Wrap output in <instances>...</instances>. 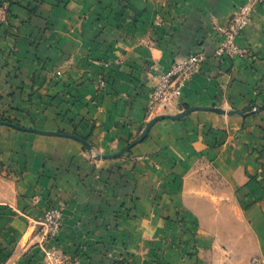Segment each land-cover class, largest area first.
Wrapping results in <instances>:
<instances>
[{
	"label": "crops",
	"instance_id": "1",
	"mask_svg": "<svg viewBox=\"0 0 264 264\" xmlns=\"http://www.w3.org/2000/svg\"><path fill=\"white\" fill-rule=\"evenodd\" d=\"M245 2L0 0V121L34 130L0 125V264H45L50 206L49 245L76 264H264L263 5L237 37L250 56H215ZM200 51L202 71L151 116L159 78Z\"/></svg>",
	"mask_w": 264,
	"mask_h": 264
},
{
	"label": "built area",
	"instance_id": "2",
	"mask_svg": "<svg viewBox=\"0 0 264 264\" xmlns=\"http://www.w3.org/2000/svg\"><path fill=\"white\" fill-rule=\"evenodd\" d=\"M258 5L264 6V0H246L240 6L227 26L221 30L223 40L216 50V58L223 62L225 59H245L250 56L248 48L240 47L237 37L245 30L252 20V15ZM164 21L159 18L155 21V26L162 27ZM206 61L204 52L191 54L189 57L175 61L168 72L163 74L152 92L149 102L148 112L151 116L167 111L180 98L181 91L188 81L202 71ZM110 63L105 64V68H110ZM61 74L55 72V77ZM108 78L102 76L100 87L105 88ZM40 241L39 245L43 251L45 264H76V258L66 253L62 248L50 246L60 235L62 229V209L50 206L43 214L39 222Z\"/></svg>",
	"mask_w": 264,
	"mask_h": 264
},
{
	"label": "water",
	"instance_id": "3",
	"mask_svg": "<svg viewBox=\"0 0 264 264\" xmlns=\"http://www.w3.org/2000/svg\"><path fill=\"white\" fill-rule=\"evenodd\" d=\"M195 109H188L187 111L181 113V114H178V115H160V116H157L156 118L152 119L146 126L143 134L141 135V137L139 139H137L134 143H132L128 148H126L122 153H124L125 151H129L133 146L143 142L149 135V132L150 130L152 129V127L159 121H162V120H166V119H170V120H178V119H181L183 117H185L188 113H190L191 111H193ZM213 111H216V112H220L219 110H216V109H212ZM3 124H6L2 121H0V125H3ZM6 125H9V124H6ZM9 126H12V127H15L19 130H23V131H34V130H29V129H25V128H22V127H19L17 125H14V124H11ZM37 132V131H35ZM52 134V133H50ZM57 135H59L58 133H56ZM84 144V142H82ZM88 147V146H87ZM89 149V147H88ZM122 153H120L119 155H121ZM103 158H113V156H104Z\"/></svg>",
	"mask_w": 264,
	"mask_h": 264
},
{
	"label": "trees",
	"instance_id": "4",
	"mask_svg": "<svg viewBox=\"0 0 264 264\" xmlns=\"http://www.w3.org/2000/svg\"><path fill=\"white\" fill-rule=\"evenodd\" d=\"M1 121L6 123V124H9V125L13 124L11 121L6 120V119H2ZM80 138H81V141L84 142V145L87 147V139L82 138V137H80Z\"/></svg>",
	"mask_w": 264,
	"mask_h": 264
},
{
	"label": "rangeland",
	"instance_id": "5",
	"mask_svg": "<svg viewBox=\"0 0 264 264\" xmlns=\"http://www.w3.org/2000/svg\"><path fill=\"white\" fill-rule=\"evenodd\" d=\"M181 222H182V221H181ZM228 260H230V261H228V263H230V264H237V263H236V260H235V259L232 260V257H231V256L229 257Z\"/></svg>",
	"mask_w": 264,
	"mask_h": 264
}]
</instances>
